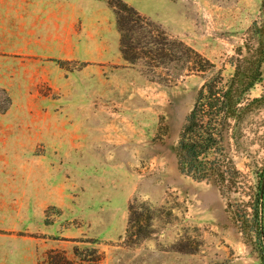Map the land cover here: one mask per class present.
<instances>
[{
	"label": "rangeland",
	"instance_id": "374dc122",
	"mask_svg": "<svg viewBox=\"0 0 264 264\" xmlns=\"http://www.w3.org/2000/svg\"><path fill=\"white\" fill-rule=\"evenodd\" d=\"M30 1L32 54L0 52V189H15L0 195V264H49L51 252L78 264H261L218 189L178 170L175 147L205 78L188 70L187 48L228 73L264 0H120L136 15L119 0ZM263 119L236 157L252 184Z\"/></svg>",
	"mask_w": 264,
	"mask_h": 264
},
{
	"label": "trees",
	"instance_id": "16d2710c",
	"mask_svg": "<svg viewBox=\"0 0 264 264\" xmlns=\"http://www.w3.org/2000/svg\"><path fill=\"white\" fill-rule=\"evenodd\" d=\"M120 3L122 11L136 15L132 7ZM131 21L122 16L120 32L131 31L127 24ZM122 36L125 44L128 35ZM187 49L192 55L187 57L188 70L201 72L205 78L178 135L177 168L218 189L226 200V210L246 242L255 245L260 263L264 264V158L255 173L254 184L240 169L238 160L247 157L250 134L251 141L261 138L258 131L252 132L249 127L250 120L264 110V89L259 96L250 93L257 84L264 83V4L262 17L252 22L243 44L229 57L228 73L198 52ZM260 122L263 124L264 119ZM47 262L78 264L59 252H51Z\"/></svg>",
	"mask_w": 264,
	"mask_h": 264
},
{
	"label": "crops",
	"instance_id": "0c3cea01",
	"mask_svg": "<svg viewBox=\"0 0 264 264\" xmlns=\"http://www.w3.org/2000/svg\"><path fill=\"white\" fill-rule=\"evenodd\" d=\"M3 2L0 1V8L3 7ZM34 5L33 2H31L30 0H12L10 2H7L6 7L10 8L12 10V12H10L9 14H6L4 12L0 13V39L5 35L8 36V42L9 43H3L2 46H0V52L4 53H17V52H23L22 54L26 55H31L32 53V49L31 48V42H30V30L27 29V31L25 30V25H31L32 23H36L39 22V17L40 14L36 16H33L30 9L31 7ZM38 7H40L41 5H37ZM1 24L2 27H1ZM7 25V28L5 27ZM27 36V38H26ZM3 39V38H2ZM20 39L22 40V43H20ZM4 42H6L5 39H3ZM33 52H37V53H33V55H37V56H41V55H45L42 54L41 50L38 49V51H33ZM0 53V54H1ZM3 55V54H2ZM23 68L21 70V79L23 82L25 81V76L26 79L28 81V83L30 84L31 81V71L28 68L29 64L28 62L23 64ZM25 66L27 67V69L25 68ZM15 79H18V74L14 76ZM10 79V77L8 76L7 79H5L7 82ZM5 83V82H4ZM3 86H6L3 85ZM7 188H5V186L0 189V195L2 194H6V195H12L14 196L15 194V189L13 190V193H11V190H6ZM19 200H24L25 196L22 194V196H19ZM26 202H30L29 200H26Z\"/></svg>",
	"mask_w": 264,
	"mask_h": 264
}]
</instances>
